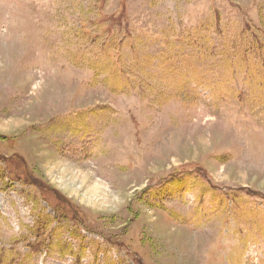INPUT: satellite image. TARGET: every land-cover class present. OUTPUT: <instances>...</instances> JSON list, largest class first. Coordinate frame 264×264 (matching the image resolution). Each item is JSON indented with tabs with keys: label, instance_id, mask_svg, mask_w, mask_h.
<instances>
[{
	"label": "rangeland",
	"instance_id": "obj_1",
	"mask_svg": "<svg viewBox=\"0 0 264 264\" xmlns=\"http://www.w3.org/2000/svg\"><path fill=\"white\" fill-rule=\"evenodd\" d=\"M0 264H264V0H0Z\"/></svg>",
	"mask_w": 264,
	"mask_h": 264
}]
</instances>
